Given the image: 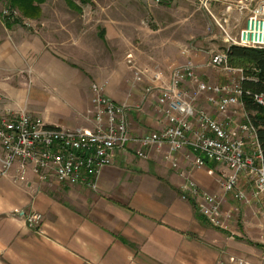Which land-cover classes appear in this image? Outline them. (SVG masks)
<instances>
[{
    "label": "crops",
    "instance_id": "1",
    "mask_svg": "<svg viewBox=\"0 0 264 264\" xmlns=\"http://www.w3.org/2000/svg\"><path fill=\"white\" fill-rule=\"evenodd\" d=\"M70 1L76 8L66 0H48L40 6L39 19H24L29 27L0 15L1 112L25 110L52 127L92 129V86L99 84L107 97L127 107L130 133L142 136L167 124L156 106L173 68L188 61L196 65V80L183 85L188 98L197 81L218 84L232 77L221 72L226 80H213L209 63L214 48L190 43L191 18L196 16L193 0H167L171 15L166 21L157 20L159 10L153 0ZM220 1V15L240 14L238 4L226 9ZM180 6L182 20L175 22L174 8ZM128 54L148 72L142 83L134 80L126 63ZM158 71L164 83L152 81ZM148 87L153 91L146 94ZM196 106L223 120L205 95ZM236 119L244 120L240 113ZM136 149L117 150L95 190L44 181L31 170L18 182L12 179L15 169L0 175V264H218L227 232L212 230L194 203L181 198L182 173L191 170L188 150L175 154L176 169L166 158L167 147L150 149L144 159ZM221 172L229 171L206 161L204 167L192 170V177L205 192L221 195ZM238 188L251 196L244 175ZM242 204L227 194L223 212L234 219L240 214L238 207L250 209L249 215L235 222L243 233H238L244 239L240 245L246 248L241 252L253 257L244 258L249 264H263L264 254L255 255L248 241L264 229V219L254 209L259 205ZM232 207L236 209L229 210ZM15 209L41 213L42 227L29 229L24 220L9 217Z\"/></svg>",
    "mask_w": 264,
    "mask_h": 264
},
{
    "label": "built area",
    "instance_id": "2",
    "mask_svg": "<svg viewBox=\"0 0 264 264\" xmlns=\"http://www.w3.org/2000/svg\"><path fill=\"white\" fill-rule=\"evenodd\" d=\"M160 4L161 0H154ZM239 11L249 10L245 26L235 37H228L225 51L212 56L210 65L222 68L232 76L226 83L208 84L197 81L190 98L183 88L187 82L196 80V65L188 61L172 69L168 82L160 88L156 112L167 122L159 132L134 136L126 123L127 107L118 105L105 94L102 85L92 86V103L95 108L94 128L64 130L52 127L37 116L22 110L0 111V161L1 176L9 175L14 169V182L23 181L31 170L44 181H56L65 185H84L97 188V179L104 169L113 164L115 152L135 146L139 158H147L152 148H168L167 159L174 168L179 167L175 154L188 150L186 157L191 161V170L183 172L185 182L181 185V198L191 201L206 222L222 231H230L231 213L223 212L225 196L232 194L236 200L264 203V152L259 138V128L246 110L245 96L252 103L264 108V94L245 92L242 83L254 80L243 68L230 66L228 51L232 46L264 50V1L252 9L238 4ZM20 16L16 10L7 9L2 16L10 20ZM30 26L28 22H24ZM126 63L134 72L135 82L142 83L148 74L137 67L132 54ZM162 72H154L152 81L164 83ZM152 87L145 89L151 93ZM213 105L223 120H218L196 106L200 96ZM238 111V112H237ZM240 113L243 121H238ZM206 161L222 165L229 171L220 173L219 183L224 194H210L202 190L192 179V170L200 169ZM241 175L251 185V196L238 188ZM14 215L24 220L31 229L43 225V215L36 211L15 209ZM237 262V261H236ZM238 264H249L238 260Z\"/></svg>",
    "mask_w": 264,
    "mask_h": 264
},
{
    "label": "rangeland",
    "instance_id": "3",
    "mask_svg": "<svg viewBox=\"0 0 264 264\" xmlns=\"http://www.w3.org/2000/svg\"><path fill=\"white\" fill-rule=\"evenodd\" d=\"M222 1L224 4L225 3L227 4L226 9H229L230 6L237 5V4L246 5L248 8L252 9L257 4H259L260 2H262L264 0H222ZM153 2H154V0H153ZM193 2H194V9L196 11V16H195V18H191V20H192V25H191L192 39H191L190 43L192 42L193 44H196L197 46H200V47L203 46L205 49L207 48L208 50H210L211 48H214L212 51L213 53H211V54L220 53V52L225 51L227 46H228V42H226L227 38L228 37H235L238 35V31L241 28H243V26L246 22V19H247L246 14H243L244 13V11H243V12H239L240 14L233 15V16L220 15V13H219V7L221 5L220 0H193ZM154 4H156V3L154 2ZM166 4H167V0H161L160 4H156V5H158V10H159L157 20L166 21L168 16L170 17L171 13L169 12ZM52 7H55V6H52ZM177 7L174 8V10L178 11L177 16H175L177 14V12L174 13L175 14L174 15L175 16V22H180L182 20V18H181L182 14H180L182 11V7L181 6L179 8H177ZM7 9H10L13 11L14 10L19 11L17 9H13V8L9 7L8 0H0V15L2 18H3V16H2L3 12L7 11ZM245 12H247V11H245ZM19 19H20V21H22V24H24L25 20L22 17L21 13H20V16L17 15V18H14V20H19ZM14 20H11V21H14ZM179 26L181 28V25H179ZM204 40H206V41H204ZM200 42H202L203 44ZM204 42H206V45L204 44ZM197 43H199V44H197ZM209 66H210V73L209 74H211V77L213 78V80H218L217 82H220L222 80H226L225 79L226 74H224V76L221 75V72L226 73L224 70H222V68H213L210 65V63H209ZM230 66H232V65H230ZM232 67L235 68L234 66H232ZM245 72L247 73V68H246ZM250 115L253 117L256 115V113L251 112ZM62 129L72 130V129H66V128H62ZM192 179H193V177H192ZM250 189H251V185H250ZM242 205L246 206V207L259 205V207L256 206V207H254V209L256 210V212L258 211V213H259L258 216L259 217L261 216L264 219V203H263V200H259V201L253 200L250 203H244ZM260 206H261V208H260ZM238 208L240 210V214L239 215L237 214L238 217L235 216L234 219H232V216L230 217V222H231L230 231L227 232L225 235V240L223 241L222 251L220 249V254H222L223 256H222V259L218 260V264H238V260H242V259L245 260L244 258H246V259H252L253 258L252 256L245 255L244 253L242 254L241 251H244V249H246V248L242 247L240 245L242 243L241 241L244 239L242 237H239L238 233L240 234V236L243 233L237 227L238 225L235 224V222L238 220V218L242 219L245 216H247V214L249 215V213H247V212H249L250 209H247V211H245L244 210L245 207L240 206ZM233 209H236V207H232L229 210H233ZM196 210L199 213V210L197 207H196ZM8 216L21 219V218L17 217L16 215H14L12 213V211L8 214ZM263 222H264V220H263ZM208 226H210V225L208 224ZM210 227L212 230L215 229L214 231L218 230L212 226H210ZM29 229H31V228H29ZM218 231H220V230H218ZM255 232H256V234H255L256 236L251 237L252 241H248L249 242L248 245L252 246L253 247L252 251L255 252V255L259 256V255L264 254V237H263L264 229H261V230L259 229V231H255ZM262 263L264 264V261H262Z\"/></svg>",
    "mask_w": 264,
    "mask_h": 264
},
{
    "label": "trees",
    "instance_id": "4",
    "mask_svg": "<svg viewBox=\"0 0 264 264\" xmlns=\"http://www.w3.org/2000/svg\"><path fill=\"white\" fill-rule=\"evenodd\" d=\"M48 0H8L9 7L19 10L24 19H39L41 15V5ZM68 4L76 8L74 3L66 0ZM82 4H87L89 0H79ZM5 21L9 22L8 18L3 17ZM22 23V21L14 20ZM229 63L235 68H243L247 74L254 80H245L242 87L245 92L253 94H264V50L249 49L238 46H232L228 51ZM246 110L251 113L255 112L253 121L259 128V138L264 152V108L251 102L248 95L245 96Z\"/></svg>",
    "mask_w": 264,
    "mask_h": 264
}]
</instances>
